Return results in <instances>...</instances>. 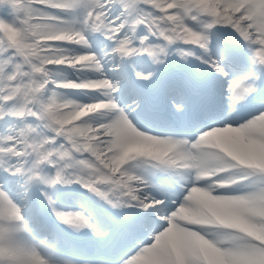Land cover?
I'll use <instances>...</instances> for the list:
<instances>
[{"label":"snow or ice","instance_id":"6c2138e0","mask_svg":"<svg viewBox=\"0 0 264 264\" xmlns=\"http://www.w3.org/2000/svg\"><path fill=\"white\" fill-rule=\"evenodd\" d=\"M0 264H264V0H0Z\"/></svg>","mask_w":264,"mask_h":264}]
</instances>
